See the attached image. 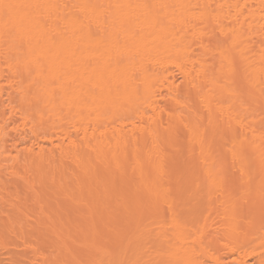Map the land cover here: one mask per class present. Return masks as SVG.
<instances>
[{"label":"bare ground","instance_id":"obj_1","mask_svg":"<svg viewBox=\"0 0 264 264\" xmlns=\"http://www.w3.org/2000/svg\"><path fill=\"white\" fill-rule=\"evenodd\" d=\"M0 264H264V0H0Z\"/></svg>","mask_w":264,"mask_h":264}]
</instances>
